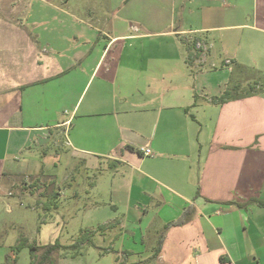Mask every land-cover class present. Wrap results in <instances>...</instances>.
Segmentation results:
<instances>
[{
    "label": "crops",
    "instance_id": "1",
    "mask_svg": "<svg viewBox=\"0 0 264 264\" xmlns=\"http://www.w3.org/2000/svg\"><path fill=\"white\" fill-rule=\"evenodd\" d=\"M83 5L0 0V194L57 177L65 139L106 196L83 207L93 245L57 264H264V0Z\"/></svg>",
    "mask_w": 264,
    "mask_h": 264
},
{
    "label": "rangeland",
    "instance_id": "2",
    "mask_svg": "<svg viewBox=\"0 0 264 264\" xmlns=\"http://www.w3.org/2000/svg\"><path fill=\"white\" fill-rule=\"evenodd\" d=\"M80 1L89 9L111 12L112 0ZM65 142V139L55 145L52 142L47 148L48 154L57 158L54 161L58 169L57 177H43L39 182L24 173L10 182L0 194V247L5 246V249H0L1 253L13 251L20 241L35 245H48L56 241L64 245L75 243L84 230L82 221L85 204L92 200H104V193L85 192L92 187V181L98 180L99 170L89 172L82 164L77 167ZM32 154L38 160L43 157V149L33 150ZM16 156L22 170L26 162V150ZM104 181H101V186ZM59 187L62 193L58 192ZM94 241L108 247L112 244L110 239L100 240L96 237ZM29 256L30 249L26 247L20 253L18 263L28 264Z\"/></svg>",
    "mask_w": 264,
    "mask_h": 264
},
{
    "label": "trees",
    "instance_id": "3",
    "mask_svg": "<svg viewBox=\"0 0 264 264\" xmlns=\"http://www.w3.org/2000/svg\"><path fill=\"white\" fill-rule=\"evenodd\" d=\"M192 46V45H191ZM189 46V47H191ZM235 89V87L233 88ZM232 89V90H233ZM231 89L226 90L220 97L215 98L214 100L218 103H223L228 99H237L241 98V95H235ZM188 212L182 215L178 220L167 224L166 229L182 225L187 220ZM95 231L92 229H84L79 238L75 241V243L70 245H63L59 241L48 245H35L29 244L27 241H20L16 246L13 247V251H20L24 247H28L30 249L31 254V264H57L56 254L60 251H78L84 245H93V235ZM161 251V247L158 246V254ZM75 254V253H73ZM153 256L154 258L158 256ZM9 259V257H8Z\"/></svg>",
    "mask_w": 264,
    "mask_h": 264
},
{
    "label": "built area",
    "instance_id": "4",
    "mask_svg": "<svg viewBox=\"0 0 264 264\" xmlns=\"http://www.w3.org/2000/svg\"><path fill=\"white\" fill-rule=\"evenodd\" d=\"M197 48L202 52V55H206L208 51V45L204 42H198ZM229 62V61H228ZM142 153L144 156H153V152L150 148H143Z\"/></svg>",
    "mask_w": 264,
    "mask_h": 264
}]
</instances>
